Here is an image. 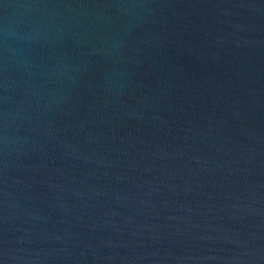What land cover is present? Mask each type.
<instances>
[{"label":"water","instance_id":"95a60500","mask_svg":"<svg viewBox=\"0 0 264 264\" xmlns=\"http://www.w3.org/2000/svg\"><path fill=\"white\" fill-rule=\"evenodd\" d=\"M0 264H264V0H0Z\"/></svg>","mask_w":264,"mask_h":264}]
</instances>
